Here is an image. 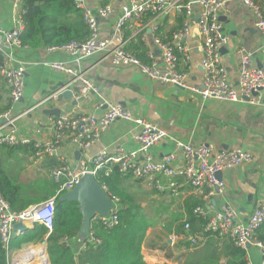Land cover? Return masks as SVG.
Segmentation results:
<instances>
[{
  "label": "crops",
  "instance_id": "0c3cea01",
  "mask_svg": "<svg viewBox=\"0 0 264 264\" xmlns=\"http://www.w3.org/2000/svg\"><path fill=\"white\" fill-rule=\"evenodd\" d=\"M252 1L260 6L261 14L264 16V0ZM124 2L125 0H106L105 2L85 0L86 7L92 10L105 4H110L112 7L110 15L98 20V39H109L112 36ZM193 12L195 16L199 12L197 5L193 6ZM14 14L12 0H0V27L10 28ZM219 21L225 36L220 47L221 61L229 80L237 86L241 49L250 57L252 66L264 70V38L254 25L255 16L252 9L242 0H224V5L219 11ZM179 25L176 15L153 17L148 13L141 20L125 24L124 48L130 45L138 46L140 51L137 52H141L143 46L144 60L140 59L136 52L131 53L142 62L154 64L156 68L163 71L165 63L154 42V37L170 39L171 33ZM142 32L144 37L141 35ZM183 42L188 48L189 59L185 60L180 55L176 66L177 71L185 72L182 85L151 79L132 65H112L105 54L86 57L77 65L69 55L60 50H48L46 46L21 45L13 48V64L24 68V90L20 100L11 106V112L16 116L15 135L27 138L29 142L18 145L6 144L12 146L11 148L0 147V162L8 176L6 183L9 191L17 190L14 195L10 192L16 206V208H10L12 210L27 209L51 197L55 198L56 207L59 196L66 191L57 193L58 181L52 173L53 167L60 163H67L66 165L71 167L79 162L88 164L101 150L113 153L118 148L127 151L136 149L138 145L135 136L140 126L132 119H142L163 129L173 139L193 147L204 143L218 151L238 148L253 154L251 162L221 172L219 180L223 182V188L209 197L205 196V188L193 187L179 174L171 176L152 173L144 178H134L130 174L120 173L117 168L120 173H118L120 175L118 186L128 193L136 205H138L136 202L138 198L156 209V212L151 215L147 209L139 205L147 217L154 221V224L147 229L141 246L145 264H185L190 252L201 250L210 244H217L219 250L225 252L223 246L231 244L229 240L200 233L198 222L190 227L187 221L188 209L194 214V205L198 204L196 206L212 214L222 204H228L238 212L235 221L245 224L256 202L264 201V86L257 94L259 101L256 103H251L245 98L237 101L202 98L195 92V89L201 87L204 81L201 65L202 40L196 18L192 20L189 33ZM114 45L115 42L112 41L110 46ZM44 61H65L70 65L79 66L94 83L96 90L87 92L84 97L76 101V104H73L75 101L73 96L56 97L43 105L27 110L60 83L65 84L71 81L70 76L50 68ZM2 80H0L1 83H3ZM3 85L7 88L5 83ZM108 104H118L127 109L132 119L114 120L100 132L98 140L84 149L78 148L69 141H63L52 153L35 151L36 144L44 146L53 139V129L49 122L50 117L55 115L47 114L43 112L44 110L59 109L60 115L74 111L98 118ZM6 133L5 127L2 134ZM76 151L80 152L79 156H76ZM150 152L155 160H161L164 155L174 153L175 159L171 167L178 170L183 166L182 153L175 150L174 140L168 137L153 145ZM115 166L117 165L104 166L98 173L92 175L96 180L98 178L102 181V183L98 181L101 185ZM63 177L66 178V176ZM173 182L175 184L171 185ZM111 195L113 194H107L108 197ZM118 202L117 211L118 208L126 209L128 203L123 204L119 199ZM192 204L194 205L190 208ZM185 223L189 224L188 229L184 227ZM22 224L26 227L25 231L12 232V238L18 241L14 242L12 249L9 248L10 255L6 253L7 261H10L11 256L30 253L32 257L27 264H40L41 259L51 264L47 254L48 233L41 238L37 235L43 225L30 221ZM180 224L182 226L179 228ZM50 230L48 229V232ZM23 235L33 237L29 241L28 239L22 241ZM190 237L198 239V243L196 244V239L195 242H191ZM99 243H87L85 248L94 247ZM72 244L75 251L83 249V243L75 247V239ZM244 250L247 264H263L264 255L259 248L251 245ZM224 261L223 256L221 262Z\"/></svg>",
  "mask_w": 264,
  "mask_h": 264
},
{
  "label": "built area",
  "instance_id": "2783aa9c",
  "mask_svg": "<svg viewBox=\"0 0 264 264\" xmlns=\"http://www.w3.org/2000/svg\"><path fill=\"white\" fill-rule=\"evenodd\" d=\"M242 2L252 9L255 16L254 25L264 38V16L261 14L259 6L252 0H242ZM73 3L83 12V20L89 31L87 39L82 42L72 40L62 45L50 46L47 47L48 50L62 51L69 55L70 59L77 65L86 57L105 54L109 57L112 65H132L151 79L182 85L185 72L177 71L176 66L180 55L185 60L189 59L188 48L183 39L189 33L192 20L196 18L198 32L202 40L201 65L204 71V81L201 87L195 89V92L202 98L211 97L228 101L245 98L251 103L259 101L257 94L264 86V70L252 66L250 57L241 49L238 84L235 86L229 80L221 61L220 47L225 36L219 21V11L224 5V0H125L121 6V13L115 23L112 36L103 40L98 39L97 24L99 18L110 15L112 12L111 5L105 4L97 7L96 10H92L86 7L85 0H73ZM194 5L199 7L196 16L193 12ZM12 9L15 14L11 27H0V53L2 54L0 78L4 80L9 89L11 106L20 100L24 90V68L20 65H14L12 58V49L21 46L20 35L24 28L22 0H12ZM148 13L152 14L153 17L172 14L182 18V27L172 32L169 40L165 41L159 36L154 37V42L165 63L163 71L156 68L154 64L142 62L124 48L123 29L125 24L141 20ZM141 35L144 37L143 32ZM112 41L115 42V45L111 47ZM44 63L50 68L70 76L71 81L65 83L61 88L50 91L46 97L39 102L37 101L38 103H34L27 110L56 98L64 90H71L75 101L84 97L87 92L96 90L94 83L79 66L70 65L65 61H44ZM3 119L6 120L5 123H2ZM116 119L131 120L132 118L129 111L118 104H108L98 118L74 111L52 116L49 124L53 129V139L44 146L36 144L35 148L41 146L43 151L52 153L63 141H69L78 148L84 149L98 140L100 132ZM132 120L140 126L135 136L138 145L136 149L127 151L118 148L113 153L101 150L92 157L88 164L79 162L74 167L64 165L55 169L53 174L57 181L66 176L59 190L69 191L85 173L95 175L104 166L116 164L120 173L130 174L134 178H144L152 173L171 176L179 174L193 187L205 188V196L209 197L220 192L223 188V182L217 177L218 173L253 160V154L249 151L238 148L218 151L213 149L211 145L204 143L193 147L178 139H173L169 133L149 122L137 118ZM15 121L16 116L11 112V107L0 112V144L18 145L29 142L27 138L15 135L17 131ZM5 127L7 133L2 134ZM167 137L172 141L174 140L175 150L182 153L183 166L178 170L171 167L175 159L174 153L164 155L161 160H155L150 152L153 145ZM173 184L175 183H171V185ZM101 187L105 189L103 184ZM109 198L113 203V208L109 210L108 216L95 215L92 219L105 227L117 224L116 206L118 199L114 195ZM54 212V197L17 212L10 208L8 202L0 194V242L6 253L9 255L11 253L9 248L13 225L16 222H38L50 230L53 226ZM194 214L205 222L204 231L213 233L217 237L228 238L234 245L244 249L248 245L255 246L264 255V243L256 241L252 236L254 231L264 222L263 200L256 202L255 208L245 224L235 221L238 212L228 204H222L212 214H208L202 207L196 206ZM184 227L188 229L189 224L185 223ZM190 241L195 242V238L190 237ZM99 242V239H96L90 230L89 238L83 243L82 248H85L87 243L97 244ZM20 255L23 254H18L16 257L11 256L8 264H27L29 260L22 261Z\"/></svg>",
  "mask_w": 264,
  "mask_h": 264
},
{
  "label": "trees",
  "instance_id": "16d2710c",
  "mask_svg": "<svg viewBox=\"0 0 264 264\" xmlns=\"http://www.w3.org/2000/svg\"><path fill=\"white\" fill-rule=\"evenodd\" d=\"M103 1L105 2L106 0ZM253 3L257 4L255 1ZM22 7L24 8V28L20 35L21 45L50 47L62 45L72 40L82 42L88 37L89 31L83 20V12L74 5L73 0H22ZM71 17L72 19L70 20ZM178 22L180 25L176 30L182 27L181 17H178ZM163 40L167 41L169 38ZM126 49L129 53L136 52L135 54L144 60L145 51L143 46L141 52H137L140 51L138 46L130 45ZM1 62L2 54L0 53ZM0 80L2 79L0 78ZM2 82L5 83L4 80ZM3 83L0 82V112L6 111L11 107L9 89L4 88ZM0 147L11 148L12 146H7L3 143ZM35 151L42 152L43 148L41 146L36 147ZM66 164H57L53 167L52 173L55 169L61 168ZM117 168L115 166L111 174L103 180L107 194L115 195L123 204L128 203L126 209L118 208V211H116L117 224L105 227L98 222L91 221L92 234L96 239L100 240V243L94 247L90 246L75 251L72 243L80 228L81 214L77 203L59 201L55 207L52 229L48 232V229L43 225L40 227L39 233H37L40 238L48 233L46 239L47 254L51 264H145L141 254V246L147 229L154 224V221L150 220L142 208L136 205L135 201L128 196V193L118 186L120 173ZM7 180L8 176L0 162V194L11 208H16L10 192L14 195L17 190L9 191ZM97 181L102 183L98 178ZM63 182L64 177H61L60 181L57 182V193L59 194L64 192L59 190ZM196 205L194 206L196 207ZM23 210L25 209L14 211ZM195 216L188 209L187 221L190 227H193L195 222H198V231H201L200 233L214 235L204 231L205 222L197 215ZM178 226L180 228L182 224ZM198 231L195 230V232ZM252 236L256 241L264 243V222L254 231ZM32 237L23 235L22 241L27 239L29 241ZM227 240L229 239L227 238ZM15 241L18 240L11 239V249ZM229 242L231 244L223 246L226 250L225 252L220 251L217 244H210L201 250H193L187 255L185 264H247L244 248L234 245L230 240ZM197 243L198 239H196ZM16 245L19 246V244ZM223 256L225 261L221 262ZM40 261V264H48L46 260L41 259ZM0 264H8L6 251L2 247L1 242Z\"/></svg>",
  "mask_w": 264,
  "mask_h": 264
},
{
  "label": "water",
  "instance_id": "95a60500",
  "mask_svg": "<svg viewBox=\"0 0 264 264\" xmlns=\"http://www.w3.org/2000/svg\"><path fill=\"white\" fill-rule=\"evenodd\" d=\"M63 85L64 83H60L57 87L53 89V91L63 87ZM46 96L47 94L44 97ZM71 96V90H64L61 94L57 96V98H69ZM44 97H42L40 100H42ZM73 104H76V101H74ZM43 112H46L47 114H54L55 116H58L60 114L59 109H53L50 111L44 110ZM5 122L6 120L3 119L2 123ZM75 154L76 156H79L80 152L76 151ZM219 174L220 173L217 174L218 178ZM58 200L77 203V207L81 214V224L78 234L75 238V247H79L88 239L90 224L93 217L95 215L107 217L109 210L113 208V203L111 199L107 196L106 191L101 187L100 183H98L96 178L91 173H85L74 185V187L69 191H66L61 194ZM25 228L26 227L21 222H16L13 225L14 232L25 231ZM247 247H249V245ZM19 257H21L22 261H26L31 259L32 255L30 253H25L24 255H20Z\"/></svg>",
  "mask_w": 264,
  "mask_h": 264
},
{
  "label": "rangeland",
  "instance_id": "374dc122",
  "mask_svg": "<svg viewBox=\"0 0 264 264\" xmlns=\"http://www.w3.org/2000/svg\"><path fill=\"white\" fill-rule=\"evenodd\" d=\"M136 202L138 205H141L142 208L147 209L151 215H153L156 212V209L152 208L151 207L152 205L148 204L147 202L143 203V201L138 199V198H137Z\"/></svg>",
  "mask_w": 264,
  "mask_h": 264
},
{
  "label": "bare ground",
  "instance_id": "6f19581e",
  "mask_svg": "<svg viewBox=\"0 0 264 264\" xmlns=\"http://www.w3.org/2000/svg\"><path fill=\"white\" fill-rule=\"evenodd\" d=\"M97 26H98V24H97ZM59 115H60V114H59ZM59 115H58V116H59Z\"/></svg>",
  "mask_w": 264,
  "mask_h": 264
}]
</instances>
